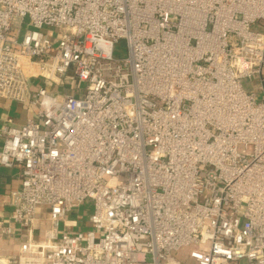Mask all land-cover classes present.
I'll return each mask as SVG.
<instances>
[{
  "label": "built area",
  "instance_id": "2783aa9c",
  "mask_svg": "<svg viewBox=\"0 0 264 264\" xmlns=\"http://www.w3.org/2000/svg\"><path fill=\"white\" fill-rule=\"evenodd\" d=\"M0 98V264H264V0H0Z\"/></svg>",
  "mask_w": 264,
  "mask_h": 264
},
{
  "label": "crops",
  "instance_id": "0c3cea01",
  "mask_svg": "<svg viewBox=\"0 0 264 264\" xmlns=\"http://www.w3.org/2000/svg\"><path fill=\"white\" fill-rule=\"evenodd\" d=\"M31 115V111L25 105L0 98V125L6 119H11L15 124H22ZM20 186V174L16 168H6L0 165V219L7 224L10 215V203L8 193ZM11 236L0 240V256L2 258L13 257L20 242L23 239V231L14 226ZM42 231V230H41Z\"/></svg>",
  "mask_w": 264,
  "mask_h": 264
},
{
  "label": "rangeland",
  "instance_id": "374dc122",
  "mask_svg": "<svg viewBox=\"0 0 264 264\" xmlns=\"http://www.w3.org/2000/svg\"><path fill=\"white\" fill-rule=\"evenodd\" d=\"M256 30H260L259 28H255ZM51 30V29H50ZM48 30L46 29V32H51V36L54 37L56 36V31L55 30ZM126 54V49L124 42L121 41L117 46L114 51V55L118 58L124 57ZM39 85V83H37ZM80 86V95H82V90L84 89V83H78L71 75L68 76V79H65L64 82L61 83L60 86H51V90L55 92V94H60V93H69L71 95L77 94L76 86ZM242 85L244 89L254 92L256 96L260 99V94H259V89H258V82L255 80L252 81H242ZM67 87V88H66ZM92 211V205L90 200H86L78 209L74 210V216L78 219L79 223L82 221H87V218L89 214ZM80 229V228H79ZM192 248L187 247V248H182L179 250V252L176 254V258L180 261H186L189 257V252Z\"/></svg>",
  "mask_w": 264,
  "mask_h": 264
}]
</instances>
